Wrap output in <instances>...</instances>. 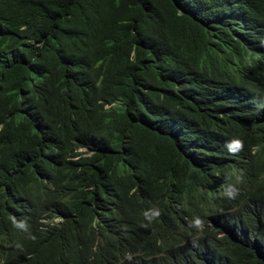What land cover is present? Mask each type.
Segmentation results:
<instances>
[{"label":"trees","instance_id":"trees-1","mask_svg":"<svg viewBox=\"0 0 264 264\" xmlns=\"http://www.w3.org/2000/svg\"><path fill=\"white\" fill-rule=\"evenodd\" d=\"M0 264H264V0H0Z\"/></svg>","mask_w":264,"mask_h":264},{"label":"clouds","instance_id":"clouds-1","mask_svg":"<svg viewBox=\"0 0 264 264\" xmlns=\"http://www.w3.org/2000/svg\"><path fill=\"white\" fill-rule=\"evenodd\" d=\"M236 191L238 192V189H237ZM229 195L231 196V195H233V193H229ZM201 225H202V224H201ZM201 225H200V226H201Z\"/></svg>","mask_w":264,"mask_h":264}]
</instances>
